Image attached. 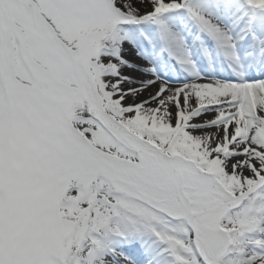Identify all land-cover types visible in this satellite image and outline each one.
Segmentation results:
<instances>
[{"label": "snow or ice", "instance_id": "1", "mask_svg": "<svg viewBox=\"0 0 264 264\" xmlns=\"http://www.w3.org/2000/svg\"><path fill=\"white\" fill-rule=\"evenodd\" d=\"M0 264H264V0H0Z\"/></svg>", "mask_w": 264, "mask_h": 264}]
</instances>
